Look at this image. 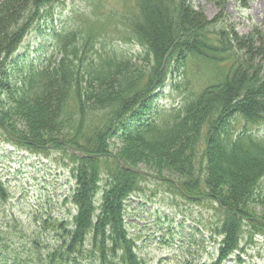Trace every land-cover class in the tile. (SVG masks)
I'll use <instances>...</instances> for the list:
<instances>
[{
  "label": "trees",
  "instance_id": "obj_1",
  "mask_svg": "<svg viewBox=\"0 0 264 264\" xmlns=\"http://www.w3.org/2000/svg\"><path fill=\"white\" fill-rule=\"evenodd\" d=\"M59 1L0 0V136L70 160L75 211L34 220L26 259L0 253V264H145L126 212L146 174L138 158L115 151L123 145L151 158L146 170L170 192L221 213L219 258L198 264H220L239 249L243 223L264 232V218L250 215L264 207V136L256 131L264 127V27L241 33L222 1L212 18L192 0H127L121 15L96 4L80 27L53 30L54 51L39 65L24 59L16 68L24 37ZM168 83L182 96L170 108L158 93ZM166 170L177 178L160 179L171 178Z\"/></svg>",
  "mask_w": 264,
  "mask_h": 264
},
{
  "label": "rangeland",
  "instance_id": "obj_2",
  "mask_svg": "<svg viewBox=\"0 0 264 264\" xmlns=\"http://www.w3.org/2000/svg\"><path fill=\"white\" fill-rule=\"evenodd\" d=\"M218 1L225 2L226 12L241 33H249L260 23L261 26L264 25V0H192L196 7L203 8L211 18L219 12ZM125 2L127 0L56 2L51 11H48L47 18L39 21L40 26L34 27L24 37L14 55L17 61L14 66L24 69L23 63H20L24 59L39 61V65L43 60L42 54L49 55L54 51L53 30L80 27L86 17L97 14L96 4H103L98 7L100 13L116 12L121 15L128 9ZM132 4L133 0L128 5ZM112 40L118 43L121 50H135L134 46ZM198 66L199 64L196 67ZM200 67L199 73L208 72ZM171 88L168 83V86L165 85L158 92L161 95V104L168 106L167 108L180 105L182 99L179 90L172 92ZM10 117L15 125L25 128L19 114L10 110ZM256 131L264 136V127ZM118 147L116 152L119 149L124 152L126 150L130 158L136 161L135 158H138L139 166L146 174L142 183L143 189L128 200L126 212L129 232L136 240L137 251L146 260V264H198L200 258H215L217 243L221 241L218 239L216 222L221 213L214 203L202 199L199 203L192 202L170 192L168 184H159L162 182L156 180L158 177L147 171L153 167L151 158L138 150L134 151L133 148H125L124 145ZM33 151L22 150L4 134L0 136V179L8 192L7 200L0 198V231L6 232L4 235L8 237V247L0 242L1 256L11 258L19 253L26 259L27 252L24 253V249L27 248V239L34 234V220H62L75 211L70 198L75 186L71 161L63 159L58 154L61 152L57 150L36 154ZM158 165L162 167V164ZM154 166L157 167L155 164ZM164 173L171 178L164 176L160 179L177 178L172 171ZM251 210V216L264 218L263 206L254 205ZM243 224L240 243L242 250L238 255L227 258L223 264H264V232L255 229L249 231L247 224ZM50 237L54 241V236Z\"/></svg>",
  "mask_w": 264,
  "mask_h": 264
}]
</instances>
